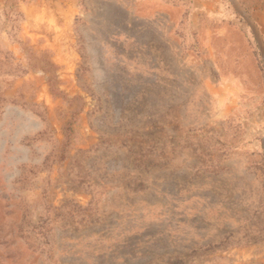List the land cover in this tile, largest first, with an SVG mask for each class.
Returning a JSON list of instances; mask_svg holds the SVG:
<instances>
[{"label": "rangeland", "instance_id": "rangeland-1", "mask_svg": "<svg viewBox=\"0 0 264 264\" xmlns=\"http://www.w3.org/2000/svg\"><path fill=\"white\" fill-rule=\"evenodd\" d=\"M0 264H264V0H0Z\"/></svg>", "mask_w": 264, "mask_h": 264}]
</instances>
